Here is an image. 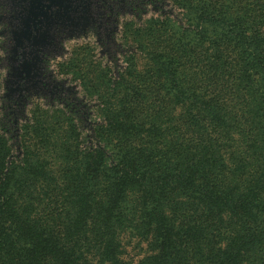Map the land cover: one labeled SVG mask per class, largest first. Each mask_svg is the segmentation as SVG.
I'll return each mask as SVG.
<instances>
[{"label":"trees","instance_id":"obj_1","mask_svg":"<svg viewBox=\"0 0 264 264\" xmlns=\"http://www.w3.org/2000/svg\"><path fill=\"white\" fill-rule=\"evenodd\" d=\"M172 6L144 63L86 82L91 144L73 110L0 117V264H130L126 233L135 264H264V0Z\"/></svg>","mask_w":264,"mask_h":264},{"label":"rangeland","instance_id":"obj_2","mask_svg":"<svg viewBox=\"0 0 264 264\" xmlns=\"http://www.w3.org/2000/svg\"><path fill=\"white\" fill-rule=\"evenodd\" d=\"M143 1L144 4L134 11H125L118 15L117 25L110 27L105 37L114 46L112 51H107L99 39L97 28L87 14V4L78 8L83 4L80 0H48L47 5H44L42 0H0V75L2 80L0 117L5 118V112L9 109L6 108V87L9 86L6 78H15L20 75L15 73L16 68L8 72L5 62L9 58L13 59L15 51L23 46V42L28 41L30 45L37 47L35 53L39 58L36 55L35 57L40 60L38 64L46 62L44 71L52 77L53 86L61 88L67 98L60 100L54 97L49 100L31 97L27 104L24 103L19 123L25 122L28 111L34 103L60 107L66 111L73 110L86 144H91L93 128L99 122L97 112L99 101L96 99V94L88 95L85 91L86 82H98L102 70L107 72L108 80H110L112 76L124 74L132 65L140 64L141 61L144 63L143 58L148 49L147 36L150 30L154 32L165 30L166 27L162 24L163 18L167 17V13L175 11L172 0ZM39 18L44 24V31L39 34V37L36 34L31 36L28 32L29 24L40 23ZM6 20L11 22L12 29L8 27ZM17 21L21 29L16 27ZM6 26L11 30L9 41L5 38ZM167 30L170 33L174 32L171 27ZM48 38L52 39L51 48H49L50 43L46 41ZM41 48L47 52L43 56L38 53ZM21 56L24 55L21 53ZM31 69V66L27 65L25 76L29 75ZM7 74L10 77H7ZM29 77L32 79V75ZM5 120L8 119L5 118ZM10 126L7 127L6 133L11 138L13 133ZM13 147L17 151L15 145ZM234 174L235 169L227 171L228 176ZM124 235L122 259L124 262L135 264L149 253V245L138 237H132L127 233Z\"/></svg>","mask_w":264,"mask_h":264},{"label":"flooded vegetation","instance_id":"obj_3","mask_svg":"<svg viewBox=\"0 0 264 264\" xmlns=\"http://www.w3.org/2000/svg\"><path fill=\"white\" fill-rule=\"evenodd\" d=\"M42 1L44 5L49 4L48 0ZM142 1L143 0H80V2H82L83 4L79 5L78 8H80V6H86L87 4V14L91 17L95 27L97 28L99 39L104 44L105 50L112 51L114 47L113 43L108 42L107 38L105 39L108 32L110 31V27L117 25V17L119 14L125 11H134L144 4V1ZM22 5H27V3H22ZM39 21L40 23H35L34 25L31 23L29 24L28 32L31 36L36 34L37 37H39V34L44 31V24L42 22V19L39 18ZM7 23L8 27H11L12 29L11 22L8 21ZM8 27L6 26L4 29L6 35L5 38H7V41L10 40L9 33H11V30H9ZM16 27L20 28V24L18 21ZM46 41L47 43H50L49 48H51L52 39L49 40L48 38ZM36 50L37 47H34L33 45H30L28 41H25L23 42V46L21 48L19 47L18 50L15 51L13 55L14 58H9L5 62L8 72L10 70L12 71L13 68H16L17 71H15V73L20 74L15 78H6V83L9 84V86L6 87L7 94L5 96L7 98V108H9L10 104L16 106L17 109H15V113L13 112L14 116L23 114V108L25 104L29 102L31 97L36 96L43 99L48 98L49 100H52V98L54 97L60 100L67 98L61 88L53 86L54 81L52 77L48 76L46 74V71H44L46 62L45 64L44 62L38 64L40 60L35 57L36 55L39 58L37 53H35ZM45 51L46 50L44 48H41L38 53L43 56V54L45 55V53H47ZM21 53L24 56H21ZM27 65L31 66L32 68L29 72V75H32V79L31 77H29V75L25 76ZM8 75L9 74H7V77H10Z\"/></svg>","mask_w":264,"mask_h":264}]
</instances>
